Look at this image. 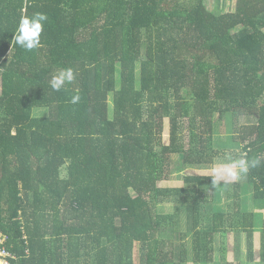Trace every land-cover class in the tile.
<instances>
[{
	"label": "trees",
	"instance_id": "trees-1",
	"mask_svg": "<svg viewBox=\"0 0 264 264\" xmlns=\"http://www.w3.org/2000/svg\"><path fill=\"white\" fill-rule=\"evenodd\" d=\"M236 1L217 16L208 0H0V230L12 264H138L137 246L140 264H212L237 223L251 228L252 256L254 217L225 221L205 200L223 186L189 176L160 187L176 155L185 170L255 158L236 187L264 202V0ZM37 12L41 46L13 48L11 15ZM65 68L75 80L53 91ZM217 116L235 149L218 147Z\"/></svg>",
	"mask_w": 264,
	"mask_h": 264
},
{
	"label": "rangeland",
	"instance_id": "rangeland-1",
	"mask_svg": "<svg viewBox=\"0 0 264 264\" xmlns=\"http://www.w3.org/2000/svg\"><path fill=\"white\" fill-rule=\"evenodd\" d=\"M208 8L209 11H212L214 15L220 16L226 13H234L236 10L237 1L236 0H208ZM14 15V21H17L19 23L20 19L23 17V13L13 14ZM10 17V16H9ZM8 17V19H9ZM19 47L15 41L13 44V48ZM46 114L45 110H37L34 111L35 116H43ZM193 130L196 129L195 123L192 121L190 122ZM231 123L230 119L226 116H217L215 121V141L218 145V147L222 149H235L234 145L232 144V141L229 139H226L225 136L231 135ZM170 139V124L169 120L165 121V129H164V135H163V141L165 144H169ZM220 139L221 141H219ZM174 163L173 167L175 170V176L172 178L170 182L161 184L160 187L163 189H169V190H175V189H183L184 188V179L185 177L189 176H201L204 178L214 179L216 178V169L219 168L223 163H226L229 161V159H217L215 160L214 164L211 166L210 170L207 171V169H196V168H189L188 170H185L182 166L183 162V156L182 155H176L173 156ZM255 159V158H254ZM184 169V170H183ZM246 174L240 179V180H230L227 178H222L219 180L218 186H223V194L220 197V200H218L219 205L218 207L222 208V211L230 214H235L239 212V208L241 207L242 210L247 212H252L254 215H256V225L258 227L264 226V202H256L253 199L252 194V188L245 187V192L240 194L239 189H237L236 186L244 185L247 183V178H245ZM63 177H65V171L63 173ZM216 185V186H217ZM212 186V185H211ZM213 190L210 188L207 191L203 193L206 197L205 200L207 203H210L212 201V195L211 193ZM200 196H202L201 192L199 193ZM234 196V197H233ZM240 196H242V199H240ZM152 207H156L155 204L151 203ZM222 205V206H221ZM242 205V206H241ZM158 210L165 212L167 215L171 214L173 211V205L171 202H165L163 204L158 205ZM157 210V209H156ZM160 213V212H159ZM249 217V216H248ZM187 249L189 247L187 246ZM136 260L137 263L140 264V254H139V246L136 247ZM222 260V258H221Z\"/></svg>",
	"mask_w": 264,
	"mask_h": 264
},
{
	"label": "clouds",
	"instance_id": "clouds-1",
	"mask_svg": "<svg viewBox=\"0 0 264 264\" xmlns=\"http://www.w3.org/2000/svg\"><path fill=\"white\" fill-rule=\"evenodd\" d=\"M48 17L45 13L37 12L31 17H22L19 21L18 28L14 34L13 40L22 49L32 51L41 46V33L44 23ZM75 80V73L71 68L60 69L50 80V87L53 91H60L66 84ZM80 100L79 95L71 98V103L76 104ZM260 164L259 159H229L223 163L216 171V178L211 183L216 186L219 180L227 178L230 180H240L250 168L257 167Z\"/></svg>",
	"mask_w": 264,
	"mask_h": 264
},
{
	"label": "crops",
	"instance_id": "crops-1",
	"mask_svg": "<svg viewBox=\"0 0 264 264\" xmlns=\"http://www.w3.org/2000/svg\"><path fill=\"white\" fill-rule=\"evenodd\" d=\"M12 20L14 19V15H11ZM10 18V17H9ZM15 23H18L17 21H14ZM210 169H207L209 171ZM201 177V176H200ZM242 191H240V194ZM253 196V193H250ZM243 196V193H242ZM242 196H240V199H242ZM234 197V196H233ZM217 200V202H216ZM220 197H214L212 200V203L215 204L217 207L215 210L219 213L222 212L224 216L226 217L224 220L232 219L234 221L235 218H239L245 214L249 217H254V220H256V215L252 212H245L242 210V208H239V213L230 214V213H224L222 211V208L218 207ZM216 202V203H215ZM222 206V205H221ZM242 206V205H241ZM224 218V217H223ZM264 218V217H263ZM256 223V221H254ZM237 226V227H236ZM233 230L231 229L229 232H226L224 234V241H222V237H217L216 240L219 242L218 244V250L215 254H217L218 259L215 260L212 259V264H264V226L258 227L255 224L254 227V235H253V254L252 256H248V249H247V237L248 233L247 231H250L251 228L248 226L245 228V226H242L241 224L237 223ZM229 229V228H228ZM226 229V230H228ZM214 239V238H213ZM215 240V239H214ZM192 243L191 238L186 241L187 243ZM189 258L193 257L192 253V246L189 244ZM215 254L213 256H215ZM222 258V260H221ZM189 264H193V260H190ZM211 264V263H210Z\"/></svg>",
	"mask_w": 264,
	"mask_h": 264
},
{
	"label": "built area",
	"instance_id": "built-area-1",
	"mask_svg": "<svg viewBox=\"0 0 264 264\" xmlns=\"http://www.w3.org/2000/svg\"><path fill=\"white\" fill-rule=\"evenodd\" d=\"M8 243V235L0 230V264H12L11 261L16 258V255L14 253L7 250L6 246L8 245Z\"/></svg>",
	"mask_w": 264,
	"mask_h": 264
}]
</instances>
